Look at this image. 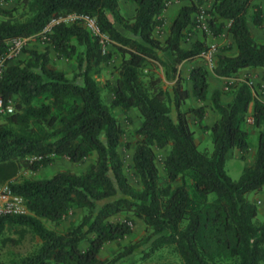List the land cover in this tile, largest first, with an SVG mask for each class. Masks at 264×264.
<instances>
[{
	"label": "trees",
	"instance_id": "1",
	"mask_svg": "<svg viewBox=\"0 0 264 264\" xmlns=\"http://www.w3.org/2000/svg\"><path fill=\"white\" fill-rule=\"evenodd\" d=\"M129 1L135 4L132 16L121 12L119 0H21L24 19L15 16L16 8L0 6V53L6 51L8 40L40 33L53 19H60L45 33L44 41L76 63L68 77L49 64L48 49L28 50L25 62L8 61L0 76V96L14 105L13 113L0 119V185L7 183L22 196L29 211L0 218V241L17 244L26 233L40 240L35 250L0 264H121L142 245H146L144 257L165 248L182 264L264 262V219H257V205L247 198L264 186V101L254 96L247 78L227 83L233 93L228 102L220 99L222 91H213L209 98L218 115L210 127L213 147L200 149L188 115L201 120L205 105L182 107L189 91L177 68L207 47L202 40L187 49L180 45L206 0L182 5L163 41L153 31L163 23L160 15L167 0ZM70 14L94 17L119 54L109 103L103 99L97 75L112 52L104 51L99 37L79 19L66 23L63 19ZM208 14L211 33L226 31L237 49L234 55L218 54L215 74L233 77L243 68H261L264 80V42L257 41L249 27V21L264 27L255 0H210ZM153 61L163 67L167 79L171 73L170 87H163ZM189 78L195 98L205 101L207 70L194 66ZM251 103L256 150L252 162L233 180L225 160L232 149H238L241 158L248 152L249 134L242 124ZM116 107L125 113L135 108L141 117L132 154L138 188L123 169L119 152L123 128L113 112ZM163 148L165 183L160 181L155 152ZM60 157L70 163L91 161L81 173L63 170L47 178L14 181L21 170L37 171ZM76 210L81 211L80 218L70 221L64 232L44 222L58 224ZM120 213L140 219L146 234L101 257L106 243H118L132 233L131 219H112ZM8 225L17 227L18 238L3 236ZM84 241L87 246L81 249Z\"/></svg>",
	"mask_w": 264,
	"mask_h": 264
},
{
	"label": "rangeland",
	"instance_id": "2",
	"mask_svg": "<svg viewBox=\"0 0 264 264\" xmlns=\"http://www.w3.org/2000/svg\"><path fill=\"white\" fill-rule=\"evenodd\" d=\"M168 1V0H167ZM191 0H187L189 3ZM255 3L258 4L262 10V16L264 18V0H255ZM0 6L3 8L11 9L16 8V11H14L15 16L24 19L26 16V9L22 7L21 0H0ZM210 8V0H206L203 5L200 6V11L193 15V25L196 27L197 24H200L202 21V17H204L206 25L208 26V18H210V15L208 14V10ZM73 19V18H72ZM71 18H66L65 22L70 23L72 21ZM48 30L51 27V24L48 26ZM209 27V26H208ZM249 27L251 29V32L255 39L259 41L264 40V27L258 28L255 27L251 21H249ZM161 32V31H159ZM226 35L227 32L224 31ZM224 36L222 38V41L226 43L224 45L225 50L231 49V44L227 42V36ZM27 38V41L25 42L24 46L21 48V51L13 58L11 59V62H18V61H26L29 57L28 50H36L38 52H42L45 49H48L50 61L49 64L59 70H63L65 74L68 77H71L76 70V63L74 60L64 58L62 56H59L53 49L49 48V46L45 43L44 34L42 31L40 33L30 35ZM206 47L205 49H207ZM223 48L222 46L219 47V49ZM223 48V49H224ZM229 48V49H227ZM204 49V50H205ZM104 50L106 52L111 51L112 57L110 61H108L106 64H104L101 67V70L99 74L97 75V79L99 80L100 86L102 88L103 93V99L105 102L109 103L112 99V92H111V85L114 83L115 78L117 76L116 72V65H118L119 60V54L117 52H114V47L110 43L105 44ZM113 112L117 119L120 121V124L123 128V134L121 136V142L119 145V152L121 154L122 160H123V169L128 177L129 181L132 185L135 187H139L138 178L134 173V169L132 167V154L134 150V145L136 141L138 140L139 136L136 134L135 130L138 127V125L141 123V117L138 114V111L135 108H131L126 113L123 112L120 108L113 109ZM191 129L193 128V125L190 126ZM203 137L199 139V148L200 149H206L208 151L212 150V140L211 137H206L203 134V129L201 128ZM198 137V136H197ZM195 136V138L197 139ZM250 153L248 157L240 158L237 157V155L234 153L231 155L228 159H226L225 162V169L229 176L233 180H237L240 176V173L246 165H249L252 162V155L255 153L256 145H257V131H254V133L250 136ZM156 152V163L157 166L160 169V181L161 183H165L164 180V174L162 170L163 165V159L166 153V148L163 149H155ZM91 161V158H87L83 162L79 163H70L67 158L60 157L57 158L53 164L41 168L37 171H31V170H21L17 177L14 179V181H20L22 178H47L51 177L54 173L58 171L63 170H69L74 173H81L84 171L88 163ZM264 190V186L262 188ZM261 189V190H262ZM260 190V191H261ZM258 192H250L247 194V198L251 201H256V199H259L260 202H255L257 205V219L259 221H262L264 219V192L259 193ZM260 194V195H259ZM81 216V211L76 210L74 212H71L66 219L61 221L58 224H54L53 222L45 220V224L56 230L57 232H64L67 227L70 224V221H77ZM131 219L132 221V233L128 236H126L124 239L120 240L118 243L116 242H108L106 243L100 250L99 255L101 257H108L113 254H115L122 245H127L131 242H135L137 240H141L145 234L146 230L142 223V221L136 217H134L131 213H120L114 216L113 220H122V219ZM15 226L8 225L5 228L3 236H10L11 238H18V234L16 233ZM40 243L39 238L32 236L31 233H26L25 236L19 240V243L12 244L11 242L2 243L0 241V262H9L14 259L20 258L31 251L35 250ZM82 244H87V242H82ZM144 250L146 251V245H142L141 247L137 248L132 254L129 256H126L124 260H122L121 264H143L144 262H156V263H167L172 262L174 264H182L178 257L176 255L172 254L167 249H161L158 251H155L154 253L148 255L147 257H144ZM143 253V254H142ZM260 264H264V262H261Z\"/></svg>",
	"mask_w": 264,
	"mask_h": 264
},
{
	"label": "crops",
	"instance_id": "3",
	"mask_svg": "<svg viewBox=\"0 0 264 264\" xmlns=\"http://www.w3.org/2000/svg\"><path fill=\"white\" fill-rule=\"evenodd\" d=\"M186 3H188L187 0H168L167 1L166 8L163 10L162 14L160 15V17L163 19V23L161 26L156 27L153 31L154 35L157 38H159L161 41H163L167 37L169 33V28L174 18L176 17L180 7ZM119 8L124 15L132 16L135 10V4L129 0H119ZM202 18L205 19L204 17ZM203 19L200 22V24L196 25V27L194 25L190 26L189 32L186 33L187 34L186 39H184L180 45L182 48L187 49L191 47L192 43L195 40H202L207 44V47L213 46L214 48H213V54H212V63L209 64L207 61H205V59L202 56L198 55L197 57L183 60L178 65V68H177V76H180L182 78L183 86L189 91V97L186 99L185 103H183L182 107L188 108L191 106L198 107L200 105H205V114L201 120L197 119L192 114L188 115L190 126L193 125L195 136L196 137L198 136L197 139L195 138L197 143L199 142V139L203 137L201 128L203 129V134L206 137H211L210 127L214 124V122L216 121L218 117L217 112L212 107L211 100L209 98L210 94L213 91L215 90L222 91L220 99L223 102H228L232 99L233 93L227 88V83L232 82L236 79L243 80L247 78L250 84H252L253 86L254 96L264 101V80L262 79L263 70L261 68H249V67L243 68V69H240L235 75H233V77H223V76H219L215 74V72L213 71V68L216 65L218 54L225 52V53L234 55L236 54L237 49H236V46L230 34L227 33L228 35H226L225 32H223L222 34L214 36L211 33L209 27L206 25L207 23ZM117 27L121 31V33L127 34V32L123 28L119 27L118 25ZM225 35L227 36V42L231 44V49L229 50L223 49L226 43L222 41V38H224ZM259 42H264V40L259 41ZM220 46H222L223 48L219 49ZM164 55L165 54H160L162 59H165ZM116 60H119V59H116ZM150 63L147 62V65H149ZM152 64L153 65L155 64L157 66L155 67V71L161 77L163 87L164 88L170 87L174 82V79L169 78L171 77L170 76L171 73H169V77L167 79L165 76L163 67L155 61H153ZM197 65H202L207 70L208 98L205 101H198L195 98V96L193 95V91H192V82L189 78L190 70L192 69V67L197 66ZM116 108H119V107H116ZM251 111H252V103L249 105V108H248L249 115L247 116L246 121L242 124L243 129H245L249 134L248 135L249 149L245 157L249 156V153L251 150L250 141H249L250 136L254 133V131H257V129L254 127L251 121V115H250ZM205 126H207L208 128L204 129L203 127ZM234 153L237 155V157L241 158V152L238 149H232L231 151L227 153L226 159H228ZM253 155H252V158H253ZM263 192L264 190L262 189L259 193H263ZM255 202H260V200L256 199ZM86 246L87 244H84V245L82 243L80 244L81 249H85Z\"/></svg>",
	"mask_w": 264,
	"mask_h": 264
},
{
	"label": "built area",
	"instance_id": "4",
	"mask_svg": "<svg viewBox=\"0 0 264 264\" xmlns=\"http://www.w3.org/2000/svg\"><path fill=\"white\" fill-rule=\"evenodd\" d=\"M66 18H73L72 21L75 19H79L91 35H96L99 37V41L102 45L103 50L105 44L111 42L107 34L101 33L99 31L94 17L88 14H70L63 20L65 21ZM59 21L60 19H53L49 24H51L52 26L54 23H57ZM47 26L42 30L44 38H46L45 33L48 32ZM26 41V37H15L6 42V51L0 53V76L3 72L5 64L13 59L21 51V48L24 46ZM213 48V46L208 47L207 49L201 51L199 54L209 64L212 63ZM13 111V102L10 99H4L0 96V119L4 115L13 113ZM28 212V208L22 196L14 193L7 183L0 185V218L7 215L28 214Z\"/></svg>",
	"mask_w": 264,
	"mask_h": 264
}]
</instances>
